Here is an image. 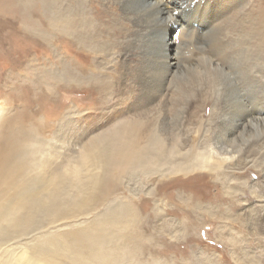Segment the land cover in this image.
Returning <instances> with one entry per match:
<instances>
[{
    "label": "rangeland",
    "instance_id": "374dc122",
    "mask_svg": "<svg viewBox=\"0 0 264 264\" xmlns=\"http://www.w3.org/2000/svg\"><path fill=\"white\" fill-rule=\"evenodd\" d=\"M201 1L206 4L208 0ZM213 1L217 18H257L258 0ZM60 2L65 9L68 1ZM55 3L0 0V205L18 189L27 188L26 182H33L29 194L47 185L50 189L43 196L49 208L43 214L31 218L23 214L20 224L0 226V264H32L26 262L25 242L12 249H2L1 244L36 227H48L49 233L45 230L43 234L62 237L67 248L66 243H74L71 233L94 228L104 219L109 221H103L107 232L103 233L104 264H226L227 229L239 232L236 224L235 230L229 224L227 197L219 194L222 204L215 205V194L222 193L220 183L229 177V165L207 173L195 169L205 162L192 159L199 139L197 129L208 125L213 101L203 104L190 93L183 110L180 105L173 113L167 89L147 93L151 101L143 99L146 92L141 82L147 75L148 48L136 36H129L126 43L123 38H106L100 43L103 56L92 54V58L90 52L82 51L88 55V65L92 60L94 64L73 84L71 66L80 54L73 49L76 44L71 38L56 30ZM259 3L260 18H264V0ZM134 77L138 79L135 86ZM94 79L106 85V98L114 89L122 98L117 94L108 104L100 96L92 99L87 92ZM125 88L135 89L133 98L123 95ZM139 93L142 96L136 100ZM119 106L122 109L111 115ZM170 118L181 131L173 148L158 133L162 142L140 151L138 159L135 153L131 162L127 157L131 151L124 148L102 146L86 153L90 141L106 137L117 123L142 119L156 127L160 120ZM215 123L220 125L218 120ZM185 171L190 172L184 175ZM39 180L42 186L35 184ZM250 180L259 179L250 172ZM67 260L60 257L58 263L67 264ZM227 264L236 263L229 260Z\"/></svg>",
    "mask_w": 264,
    "mask_h": 264
},
{
    "label": "bare ground",
    "instance_id": "6f19581e",
    "mask_svg": "<svg viewBox=\"0 0 264 264\" xmlns=\"http://www.w3.org/2000/svg\"><path fill=\"white\" fill-rule=\"evenodd\" d=\"M67 1L64 9L60 0H56L54 18L58 34H67L71 42L76 44L73 49L80 54L78 58L73 59L71 66L70 80L73 84L80 82L85 75L83 72H86L89 65L94 64L92 60V64L88 65V55L82 51L90 52L91 57L92 54L103 56L100 43L105 42L106 38H123L126 43L129 36H132V39L136 36L144 40L148 48L145 53L148 61L147 75L141 82L146 92L143 99L151 101L146 97L147 93L155 95L163 88L167 89L173 113L177 112L180 105L181 111L183 110L182 105L190 93L203 104L213 101L210 121L208 125L203 123L198 127L199 139L192 154L195 162H205L206 165L199 164L195 169L201 168L202 172L214 173L225 163L229 165V177L220 183L223 187L222 193L215 194V205L222 204L219 194L227 197V209L231 212L229 224L233 230L236 224V230L239 232L234 234L227 229L224 244L228 248L229 259L226 264L229 260L236 264H264V18H260L262 4L257 1V18H217L213 0H208L206 4L201 0ZM80 56L82 62L79 60ZM125 59L127 63V55L123 60ZM137 80L135 77L132 80L134 86L138 84ZM92 86L87 92L92 95V99L93 96H100L98 99L106 100L107 104L114 102L118 94L116 89L110 94L112 98H106V85L102 81L94 79ZM85 90L87 91V88L83 91ZM134 91L135 89L131 92L129 88H125L123 95L133 98ZM140 96L142 93L136 94L134 98L138 100ZM122 107H112L114 110L110 114H117ZM172 119H162L156 127L151 126L150 121L141 122L142 119L117 123L112 125L106 137L93 138L94 141L88 143L86 153L88 155L90 151L102 146L124 148L131 151L127 154L131 162L135 153L138 159L140 151L162 142L161 137L158 139V133L164 135V143L173 148L181 131ZM216 120L220 125H216ZM207 162H212L209 167ZM189 172L185 171L183 174ZM250 172L257 176V182L250 180ZM38 183L41 186L44 184L40 180L35 182ZM30 184L33 182H26L24 185H29L27 188L18 189L7 200L2 201L0 226L20 224L23 214L26 215L25 218H31L43 214L44 209L47 210L44 197L50 191L49 185L39 187L41 191L33 189L29 194ZM103 221L94 223V228L71 233L69 238L74 243H71L73 246L66 243L67 248L64 247L62 237L43 234L45 230L49 233L48 227H36L19 238L2 242L1 247L17 248L16 245H23L22 242H25L24 247L28 246L25 251L29 254L26 262L32 264H59L60 257L68 259L67 264H74L71 257H74V261L78 259L91 262L87 264H104L106 256L103 233L106 230ZM110 222L118 223L117 220ZM113 227L115 229L116 226Z\"/></svg>",
    "mask_w": 264,
    "mask_h": 264
}]
</instances>
